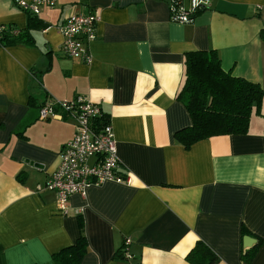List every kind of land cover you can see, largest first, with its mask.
I'll use <instances>...</instances> for the list:
<instances>
[{
  "label": "crops",
  "instance_id": "1",
  "mask_svg": "<svg viewBox=\"0 0 264 264\" xmlns=\"http://www.w3.org/2000/svg\"><path fill=\"white\" fill-rule=\"evenodd\" d=\"M172 1L56 0L29 25L34 14L0 0V27L32 36L0 45V264H50L76 242L79 218L80 264H121L115 252L127 239L136 263L190 264L186 254L201 240L217 264H264V98L246 133L190 146L175 137L191 125L177 97L186 52L214 49L224 70L264 90V0H208L189 23L171 18ZM74 12L98 17L88 62L60 51L58 26ZM77 95L111 123L121 178L72 194L62 213L46 180L76 122L38 110ZM244 251H253L249 261Z\"/></svg>",
  "mask_w": 264,
  "mask_h": 264
},
{
  "label": "trees",
  "instance_id": "2",
  "mask_svg": "<svg viewBox=\"0 0 264 264\" xmlns=\"http://www.w3.org/2000/svg\"><path fill=\"white\" fill-rule=\"evenodd\" d=\"M203 9L198 8L193 12V17ZM34 22H39L36 15L30 16L29 25ZM14 29L13 26L0 27V45L32 43L28 27L16 29L15 32ZM260 38L264 40V28L260 31ZM183 63L184 79L177 97L187 108L191 125L178 130L176 139L184 146H190L214 135L246 133L253 108L258 109L264 98L261 86L224 70L214 49L188 51L184 54ZM96 121L101 125L108 118L102 114ZM79 229L76 242L54 253L50 264H80L87 251L82 218H79ZM252 255L253 251H244L242 258L249 261ZM115 258L121 264H142L131 261L130 255H125L124 243L115 252ZM185 258L190 264H217L219 261L213 250L201 240L195 243Z\"/></svg>",
  "mask_w": 264,
  "mask_h": 264
},
{
  "label": "built area",
  "instance_id": "3",
  "mask_svg": "<svg viewBox=\"0 0 264 264\" xmlns=\"http://www.w3.org/2000/svg\"><path fill=\"white\" fill-rule=\"evenodd\" d=\"M23 11L38 15L41 7H51L56 0H14ZM208 0H190V6L184 7L181 2H171V18L181 23L191 22L193 12L206 8ZM98 17L94 13L70 14L58 26L62 41L60 51L63 56L83 61H90L88 43L95 38V26ZM16 29H14L15 32ZM61 110L70 114L76 122V131L60 150V162L46 180V186L57 196V211L66 212L68 199L72 194L84 196L91 186H100L105 182L121 178L119 169L121 161L117 155L116 141L111 123H97L102 117L99 104L77 95L71 100L45 101L39 108V118H62ZM130 183L131 177L123 178ZM124 241L125 255L129 256Z\"/></svg>",
  "mask_w": 264,
  "mask_h": 264
},
{
  "label": "water",
  "instance_id": "4",
  "mask_svg": "<svg viewBox=\"0 0 264 264\" xmlns=\"http://www.w3.org/2000/svg\"><path fill=\"white\" fill-rule=\"evenodd\" d=\"M251 241H253V242H254V239H253V238H249V237H248V238L246 239V241H245L246 245L250 246V245H251V243L249 244V242H251ZM253 242H252V243H253Z\"/></svg>",
  "mask_w": 264,
  "mask_h": 264
}]
</instances>
